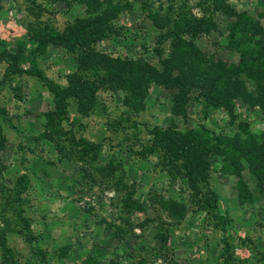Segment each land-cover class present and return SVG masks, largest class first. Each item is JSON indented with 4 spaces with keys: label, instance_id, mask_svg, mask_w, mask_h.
Instances as JSON below:
<instances>
[{
    "label": "rangeland",
    "instance_id": "obj_1",
    "mask_svg": "<svg viewBox=\"0 0 264 264\" xmlns=\"http://www.w3.org/2000/svg\"><path fill=\"white\" fill-rule=\"evenodd\" d=\"M98 1L100 6L88 13L78 0H0V35L13 55L15 43L28 29L48 24L63 34L72 22L102 12L105 16L106 1ZM111 1L117 5V12L111 21L115 34L108 40L94 38L84 47L46 41L35 53L46 77L62 86L67 84L66 75L84 72L93 62L102 64L96 71L99 76L94 75L99 80L96 85L100 84L96 94L112 112L110 116L125 106L129 94L120 87L101 85L103 64H114L118 59L120 66L116 63L113 68H127L123 72L126 76L133 66L143 70L148 65L161 72L157 54L165 56L167 48L160 53L155 48L169 43L164 38L160 45L159 35L172 29L165 16L202 17V30L194 36L182 34L183 40L224 65L238 60V53L229 48L227 40L226 24L234 20L233 16L221 11L209 15L201 0ZM225 1L235 12L243 11L247 20L257 22L264 33V0ZM7 64L9 61L0 60V127L7 139L0 151V228H7L6 243L15 264H217L220 233L211 229V215L198 207L199 197L171 161L160 160L158 165L150 157L140 159L128 142L110 146L106 139L97 152L78 155L71 134L101 140L104 117L81 115V124L76 126L70 121L76 113L74 103L66 111L67 120L58 117L45 84L23 73V65L20 71H9ZM240 78L252 89L250 80ZM173 92L174 88L152 81L140 122H154L163 128L171 120L181 129L200 123L227 137L236 133L243 138L245 155L264 131L259 109L241 99L232 106V118L222 107H209L204 117L191 89L182 118L170 111ZM140 137L144 140L146 134ZM212 159L207 180L218 195L219 210L229 218L232 242L238 244L240 237L248 242L246 255L238 249L237 256L257 264L256 258H264V181L256 182L244 163L238 177L222 171V156L212 155ZM238 180L240 188L235 186ZM124 197H129L130 211L123 206ZM167 201L179 203L182 216L171 217L163 205ZM18 214L27 218L35 242L17 234ZM35 248L41 250L44 263ZM0 264H7L1 249Z\"/></svg>",
    "mask_w": 264,
    "mask_h": 264
},
{
    "label": "trees",
    "instance_id": "obj_2",
    "mask_svg": "<svg viewBox=\"0 0 264 264\" xmlns=\"http://www.w3.org/2000/svg\"><path fill=\"white\" fill-rule=\"evenodd\" d=\"M85 4L88 13L93 12L100 6L98 0H78ZM106 1L104 10L105 16L95 14L86 17L82 21L72 22L63 34H60L54 27L42 24L39 28L28 29L22 35V39L15 43V52L11 55L7 50V42L0 35V60L9 61V71H20L23 65V73L35 76L40 83L45 84L48 94L53 103V112L64 120H67V109L72 103L75 104L76 113L70 118L72 123L80 126L81 115H99L104 117V131L101 133V140L92 141L73 134L72 145L78 155L86 156L101 149L104 139L109 141L110 146L118 143L128 142L130 149L135 157L140 159L157 160L158 165L161 161L169 162L177 168V173L182 175L192 190L198 196V207L205 210L209 216L210 227L213 231H219L220 248L215 254L217 264H251L248 259L239 258L236 251H241L242 256L246 255L248 242L241 237L238 244L232 242L233 236L229 233L227 224L229 218L219 210V198L217 193L208 184L209 169L214 162L212 155L223 157L225 166L222 171H231L239 177V169L243 163L247 165L249 172L254 176L256 182L264 181V131L258 135V142H254L247 152L243 151V138H239L235 133L232 137L225 134L214 133L209 128L198 123L193 128H178L169 120L165 127L161 128L154 122L141 121V112L145 109L144 97L149 84L154 81L163 87H172L175 92L171 95L170 111L173 114H180L185 118L183 104L188 100V92L194 89L192 99H195L201 106L204 117L207 115L208 108L222 107L230 118L232 106L237 99L245 101L249 107L256 106L264 118V33L257 22L247 20L243 11L235 12L225 0H201L200 3L206 4V11L209 15L221 11L226 16H233V21L226 24L227 40L230 49L238 53V60L235 64L224 65L210 55H204L201 51L194 48L190 43L182 38V34H191L202 30L205 24L203 18L177 14L168 19L167 23H172V29L159 35L162 39H169L166 45L157 47V53L164 51L167 54L158 55L163 70L158 72L156 69L145 65L143 70L133 66L130 73L123 74L127 68L117 70L113 68L119 60L112 59L114 64H103L105 68L100 74L101 85L116 88L120 87L129 94L128 101L124 102L116 115L108 111L107 107L97 98L96 91L99 87L98 75L96 71L102 64L93 62L88 64L90 69L77 74H68L67 84L62 86L57 82L46 77L36 62L35 53L46 41L57 42L61 45L70 47H84L90 40H108L115 34L113 18H116L117 5L111 0ZM210 3V6H209ZM208 15V16H209ZM1 34V33H0ZM164 41V40H163ZM27 45L29 48L26 49ZM158 58V57H157ZM102 61V60H101ZM93 65V67H91ZM95 66V67H94ZM113 72L116 73L113 75ZM250 80L253 84L252 89H248L240 76ZM3 114L0 108V115ZM70 122V125L72 123ZM146 137L141 139V134ZM115 141V143L112 142ZM143 140V142H141ZM135 141L139 142L140 147L136 146ZM7 139L0 127V151L6 146ZM211 158V159H210ZM169 163V164H170ZM236 187H242L238 180ZM19 191L17 190L16 193ZM17 200L19 196H16ZM167 213L171 217L182 216L181 207L176 201H167L165 204ZM123 206L131 210L129 197H124ZM19 211V210H18ZM20 212V211H19ZM17 234L23 236L26 241H34L32 230L26 217L18 214ZM132 227V226H130ZM6 227L0 228V249L7 257V264H15L13 251L6 243ZM120 232L119 234H123ZM238 246V248H236ZM236 249V250H235ZM41 261V250L35 248ZM257 264H264V258H256ZM44 263V261H43Z\"/></svg>",
    "mask_w": 264,
    "mask_h": 264
}]
</instances>
